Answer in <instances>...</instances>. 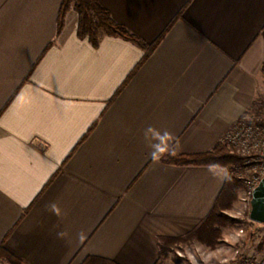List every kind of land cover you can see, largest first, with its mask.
I'll return each mask as SVG.
<instances>
[{
    "label": "crops",
    "instance_id": "0c3cea01",
    "mask_svg": "<svg viewBox=\"0 0 264 264\" xmlns=\"http://www.w3.org/2000/svg\"><path fill=\"white\" fill-rule=\"evenodd\" d=\"M62 0H0V245L23 264H156L229 171L212 150L264 85V0H99L136 42L78 36ZM258 256L264 257V241Z\"/></svg>",
    "mask_w": 264,
    "mask_h": 264
},
{
    "label": "rangeland",
    "instance_id": "374dc122",
    "mask_svg": "<svg viewBox=\"0 0 264 264\" xmlns=\"http://www.w3.org/2000/svg\"><path fill=\"white\" fill-rule=\"evenodd\" d=\"M252 108L247 119L255 129L253 135L247 144L228 148L231 154L240 158L233 165L234 173L239 179V188L230 207L224 212L225 218H221L215 225L216 237L212 239L207 235H193L165 241L162 244L164 249L160 264H237L241 258L239 256L259 255L264 241V224L254 222L249 217L251 202L248 199L249 183L247 181L253 179L262 167L264 85L260 87L258 101ZM244 114L240 119L244 117ZM0 264L23 263L10 259L8 255L7 257L2 255Z\"/></svg>",
    "mask_w": 264,
    "mask_h": 264
},
{
    "label": "trees",
    "instance_id": "16d2710c",
    "mask_svg": "<svg viewBox=\"0 0 264 264\" xmlns=\"http://www.w3.org/2000/svg\"><path fill=\"white\" fill-rule=\"evenodd\" d=\"M79 13V26L78 36L80 38H88L93 45H98L100 40L106 36H119L129 40H132L147 49V54L152 51V48L148 47L145 42L137 35L133 34L128 28L118 23L113 19L109 9L104 7L99 0H62L58 20H57V32L58 34L64 27L65 18L71 7ZM262 74L264 76V64L262 66ZM253 108H250L245 114L251 112ZM230 149L222 142L218 143L212 150L205 153L185 155V154H169L166 161L173 162L179 165H214L227 168L229 171L228 178L225 186L218 197L215 206L207 215V217L191 232L183 237L178 238H162L161 243V257L156 264H160L164 246L162 245L165 241H173L182 239L193 235H207L215 238V232L217 229L215 225L225 218V210L230 207L233 199L237 195L239 188V179L236 177L233 169V165L239 161V157L235 154H231ZM5 255L10 259H16L11 253H9L3 246L0 245V256ZM20 262V261H19ZM116 264L115 262L104 259L101 257H88L82 264Z\"/></svg>",
    "mask_w": 264,
    "mask_h": 264
},
{
    "label": "built area",
    "instance_id": "2783aa9c",
    "mask_svg": "<svg viewBox=\"0 0 264 264\" xmlns=\"http://www.w3.org/2000/svg\"><path fill=\"white\" fill-rule=\"evenodd\" d=\"M250 113V112H249ZM249 113L245 115L242 119L236 122L232 127L228 130L224 138L222 139V143L226 145L228 148L233 146L245 145L248 143V140L253 135L255 129L250 125L247 119ZM264 177V154L262 155V167L255 175V177L251 180H248L249 183V198L251 202V197L254 188L259 184L261 179ZM241 257L237 264H264V257L261 256H251V257Z\"/></svg>",
    "mask_w": 264,
    "mask_h": 264
},
{
    "label": "water",
    "instance_id": "95a60500",
    "mask_svg": "<svg viewBox=\"0 0 264 264\" xmlns=\"http://www.w3.org/2000/svg\"><path fill=\"white\" fill-rule=\"evenodd\" d=\"M249 217L254 222L264 224V177L253 190Z\"/></svg>",
    "mask_w": 264,
    "mask_h": 264
}]
</instances>
